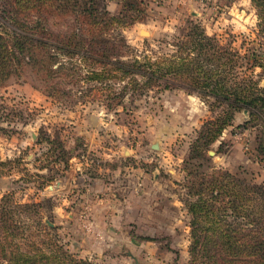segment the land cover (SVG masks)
Masks as SVG:
<instances>
[{"label": "rangeland", "instance_id": "1", "mask_svg": "<svg viewBox=\"0 0 264 264\" xmlns=\"http://www.w3.org/2000/svg\"><path fill=\"white\" fill-rule=\"evenodd\" d=\"M103 5L111 17L134 20L107 24L103 36L93 39L126 41L125 57L114 61L149 59L164 63L163 72L184 59V74L168 72L167 83L151 82L92 59L60 57L52 97L28 70L11 77L0 88L2 213L20 237L51 243L92 264H209L208 255L226 250L212 246L217 236L210 226L196 231L199 242L192 244L187 203L195 197L187 181L192 174L218 172L264 187V110L233 111L208 144L202 137L211 128L207 123L231 109L193 91L191 78H198V60V79L211 90L226 75L228 88L239 83L264 91L257 9L251 0ZM80 24L68 16L49 20L63 36ZM41 131L48 140L38 143ZM227 220L234 243L247 236L250 226Z\"/></svg>", "mask_w": 264, "mask_h": 264}, {"label": "trees", "instance_id": "2", "mask_svg": "<svg viewBox=\"0 0 264 264\" xmlns=\"http://www.w3.org/2000/svg\"><path fill=\"white\" fill-rule=\"evenodd\" d=\"M103 3L104 0H0V88L11 77L20 76L28 70L44 86L46 95L54 96L57 88L54 67L56 59L60 57L92 59L103 66H111L124 74L139 75L151 82L163 80L167 83L168 72H174V76L184 74V59H180L177 67L168 63L163 67L166 68L163 72L161 69L164 63H153L149 59L143 62L135 59L133 64L114 61L113 59L125 57V52L129 49L126 41L122 38L116 45L115 42L96 43L93 39L103 36L108 30L104 28L107 24L119 23L122 26L123 23L134 20L123 16L125 21H122L120 17L109 16ZM251 3L257 9L259 27L264 30V0H251ZM65 16L80 21L81 24L79 28L63 36L49 26V20ZM126 19H129L128 22ZM83 24L87 26L86 31ZM100 24L103 25L98 28ZM203 39L200 36L199 41ZM194 66L198 78L203 80L198 60ZM222 77L215 81L213 90L209 89L210 84L207 81L200 82L198 78H191L193 91L202 97H215L219 103H225L232 110L225 111L217 120L207 123L211 128L202 137L207 138L208 144L231 121L233 111L248 109L250 114H254L256 107L264 110L263 90L257 86L249 89L239 83L231 89L227 87V76ZM44 140H48L47 133L41 131L37 142ZM187 184L186 189L195 197L193 202L187 203L188 213L191 215L192 244L199 242L195 237L196 231H209L211 227L217 236V241L212 246L226 250L213 256L208 255L207 263L264 264V187L248 185L235 177L218 172L192 174ZM3 211L4 207L1 206L0 264H92L77 259L51 243L20 237V233L8 224ZM228 218L235 220L230 222L232 224L242 222L245 227H251L245 238L233 242L231 234L234 231L230 228ZM203 241L209 243L208 238Z\"/></svg>", "mask_w": 264, "mask_h": 264}]
</instances>
